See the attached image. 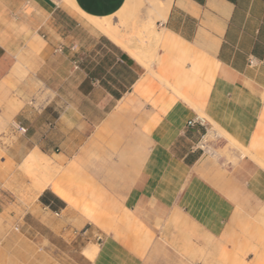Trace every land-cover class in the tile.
<instances>
[{
  "label": "crops",
  "instance_id": "1",
  "mask_svg": "<svg viewBox=\"0 0 264 264\" xmlns=\"http://www.w3.org/2000/svg\"><path fill=\"white\" fill-rule=\"evenodd\" d=\"M127 1L0 0V184L36 152L69 159L32 204H1L0 264H63L62 247L75 264H154L175 215L220 237L264 210V0H172L150 68L92 41L86 16L117 20ZM199 112L235 162L191 149Z\"/></svg>",
  "mask_w": 264,
  "mask_h": 264
},
{
  "label": "rangeland",
  "instance_id": "2",
  "mask_svg": "<svg viewBox=\"0 0 264 264\" xmlns=\"http://www.w3.org/2000/svg\"><path fill=\"white\" fill-rule=\"evenodd\" d=\"M134 15L135 13L131 15L128 14L122 26L129 24ZM123 33H125V31ZM100 35L101 32H95V38H92V41L104 39ZM156 77L163 82L161 76ZM62 90L65 93L68 89L63 87ZM53 94L54 93L50 89L43 88L41 93L36 92L31 102L34 100L39 102L45 97ZM146 99L148 100L147 97ZM125 106L126 108L130 107L129 105ZM211 122L212 124L206 122L209 129L208 135L200 143H198V141L192 146L198 144V149L195 151L202 152L207 158L213 161L218 162L220 160H226L235 162L236 156L234 155V150L237 147L230 144V142H232V137L224 133L215 125L214 121L211 120ZM223 136L227 138L228 142ZM202 143H205V145L209 147V151H207L208 148L204 150L201 149ZM233 143L235 145L238 144L236 140H233ZM111 147L114 149L116 146L112 145ZM48 157L50 160L49 162L55 167L54 173H52L51 176L52 179L63 170L64 165L69 159L65 156L56 155ZM27 160L26 158L21 164L16 165L14 169H7V171H9L7 172L9 173V177L15 176V179L18 177V181L16 180L14 183L10 182L8 177L0 184V188L7 193V195H0V206L1 204H5L9 207L16 200L26 205L29 203L32 204L39 193L35 184V179L44 178V174L41 172L33 174L29 172L28 169L25 170L24 168ZM7 173H5V175ZM14 207L16 206L14 205ZM12 209L19 214L22 213V208L16 207V209ZM242 213L244 212L242 211ZM242 213H240L234 226L220 237L200 234L196 228L187 224L181 217L176 215L171 217L164 225L158 227L160 230L159 239L161 246L155 251L154 264H264V210L259 209L254 214ZM7 227L9 230H14L15 224L8 221ZM5 228L6 227L2 226V222H0V234H2V229ZM2 240V237H0L1 255L3 252ZM96 246L97 248H94V252L96 249L98 250V245L96 244ZM42 248L43 247L40 246V249ZM50 251L52 255L60 258L63 264H75L73 260L76 258L74 256L76 253L71 247L53 248L52 250L50 249ZM93 251L91 253L92 255L89 254L90 256L94 255Z\"/></svg>",
  "mask_w": 264,
  "mask_h": 264
},
{
  "label": "bare ground",
  "instance_id": "3",
  "mask_svg": "<svg viewBox=\"0 0 264 264\" xmlns=\"http://www.w3.org/2000/svg\"><path fill=\"white\" fill-rule=\"evenodd\" d=\"M61 1L65 3L64 5L69 4L72 8L83 13L74 4V0ZM132 2L134 4L137 2L135 15L132 17L129 24L122 26L125 17L128 15V10ZM171 4L172 0H128L124 8L117 13V20H114L111 16H86V19L90 27L107 36L144 67L150 68L151 62L153 61L154 56H156V50L160 43L159 40L161 36L160 32L157 31L156 21H164V19H166ZM124 31L125 33H123ZM186 99L187 98H185V100ZM199 117L207 122H211V119L202 112H199ZM24 169H28L29 172H32L33 174L36 172L44 174L42 180L35 179V184L40 193L50 183L52 173L54 172L51 163L48 162L39 152H36L27 160Z\"/></svg>",
  "mask_w": 264,
  "mask_h": 264
},
{
  "label": "built area",
  "instance_id": "4",
  "mask_svg": "<svg viewBox=\"0 0 264 264\" xmlns=\"http://www.w3.org/2000/svg\"><path fill=\"white\" fill-rule=\"evenodd\" d=\"M206 122L207 121H205L204 119H202V118H200L199 116H197L195 119H193V120H190L189 121V125H194V124H196V123H198V124H200V125H202V126H206ZM22 130H25L24 128H22ZM208 133H209V129H207L206 128V132H205V134L202 136V138H201V140H199V142L198 143H200L202 140H204V138L208 135ZM203 145H201V149H205V148H208V150L207 151H209V147H207L206 145H205V143H202ZM198 144L196 145V146H192V150L193 151H195L196 149H198ZM206 146V147H205Z\"/></svg>",
  "mask_w": 264,
  "mask_h": 264
}]
</instances>
